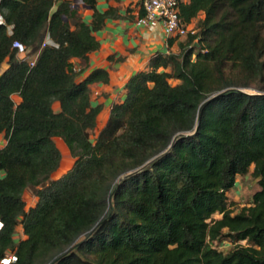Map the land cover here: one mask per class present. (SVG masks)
Instances as JSON below:
<instances>
[{"label": "trees", "instance_id": "1", "mask_svg": "<svg viewBox=\"0 0 264 264\" xmlns=\"http://www.w3.org/2000/svg\"><path fill=\"white\" fill-rule=\"evenodd\" d=\"M75 1H0V72L9 64L0 76V261L264 264V0H180L197 33L170 39L176 52L132 76L98 135L91 86L109 72L79 81L74 60L100 48L96 33L112 14L98 0ZM15 42L39 54L34 66ZM57 138L74 164L54 179ZM248 175L259 190L235 213L228 193ZM29 192L37 202L27 209ZM227 240L232 249L220 252Z\"/></svg>", "mask_w": 264, "mask_h": 264}, {"label": "crops", "instance_id": "2", "mask_svg": "<svg viewBox=\"0 0 264 264\" xmlns=\"http://www.w3.org/2000/svg\"><path fill=\"white\" fill-rule=\"evenodd\" d=\"M97 8L101 13L111 11L112 14L111 18L106 21L105 28L96 33L100 48L90 54L87 62L76 59L74 63L79 70H82V74L78 78L79 81L86 79L97 69H104L109 72L110 79L107 84L98 83L91 86L93 106L102 107V113L96 130V134L98 135L108 122L113 106L125 100V88L132 76L146 71L151 59L156 54H168L171 51L176 52L178 46L176 42L170 48V39L163 25L160 24L155 28L149 29L137 24L143 12L141 0H98ZM81 15L89 23L92 20L93 11L81 6ZM8 68L9 64L6 62L2 67L0 76ZM14 100L16 103H20L21 101L18 96H15ZM56 110H60L59 105L56 106ZM55 142L58 148L67 150V152L69 151L62 139L57 138ZM6 144L5 135H0V149L4 148ZM72 161L74 164L73 158ZM62 167L63 162L60 169L54 174V179H59L65 174L62 171ZM2 176L3 173H0V177ZM33 200L34 203L27 206V209L36 204L37 198L33 197ZM18 232H21L23 237L19 238L18 233L16 239H24L22 228H19Z\"/></svg>", "mask_w": 264, "mask_h": 264}, {"label": "built area", "instance_id": "3", "mask_svg": "<svg viewBox=\"0 0 264 264\" xmlns=\"http://www.w3.org/2000/svg\"><path fill=\"white\" fill-rule=\"evenodd\" d=\"M74 6L78 7L76 1L74 2ZM141 6L144 16L139 17L137 21L139 26L152 29L161 24L164 26L169 39H184L189 34L194 35L197 33L195 24H187L181 17L180 0H141ZM2 24H4V19L0 14V25ZM47 44H51L49 38L43 44V47ZM13 48L16 50L17 57L21 61L27 62L31 66L35 65L39 54L30 56L28 48L20 42H15ZM3 228L4 224L0 220V232ZM17 261V256L9 253L1 259L0 264H15Z\"/></svg>", "mask_w": 264, "mask_h": 264}, {"label": "rangeland", "instance_id": "4", "mask_svg": "<svg viewBox=\"0 0 264 264\" xmlns=\"http://www.w3.org/2000/svg\"><path fill=\"white\" fill-rule=\"evenodd\" d=\"M95 139H96V136L93 137V140ZM60 150L63 155L62 171L66 173L73 165L72 156L69 151L67 152V150H64V149L62 150L61 148ZM257 190H259L258 183L255 181V179L251 175H248L246 177L237 178V183L235 185V188L232 189L228 193L229 200L236 203L237 205L235 207V211H236L235 213H238L242 207L248 205L251 197ZM26 200H27L28 206L34 203L32 192H29L27 194ZM214 218L219 219L221 218V216L215 215ZM22 237H23L22 233L20 232L19 238H22ZM241 244L244 245L245 242H242ZM216 247L220 252L228 253L232 249V244L230 243V241L227 240L225 242L216 244Z\"/></svg>", "mask_w": 264, "mask_h": 264}, {"label": "water", "instance_id": "5", "mask_svg": "<svg viewBox=\"0 0 264 264\" xmlns=\"http://www.w3.org/2000/svg\"><path fill=\"white\" fill-rule=\"evenodd\" d=\"M76 2L78 3V6H80L82 4V0H76ZM85 7V6H84ZM87 8V7H85ZM89 9V8H88ZM67 21V20H66Z\"/></svg>", "mask_w": 264, "mask_h": 264}]
</instances>
